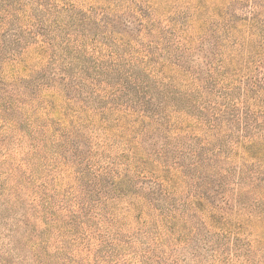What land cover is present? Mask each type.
<instances>
[{"label":"rangeland","instance_id":"rangeland-1","mask_svg":"<svg viewBox=\"0 0 264 264\" xmlns=\"http://www.w3.org/2000/svg\"><path fill=\"white\" fill-rule=\"evenodd\" d=\"M0 264H264V0H0Z\"/></svg>","mask_w":264,"mask_h":264}]
</instances>
